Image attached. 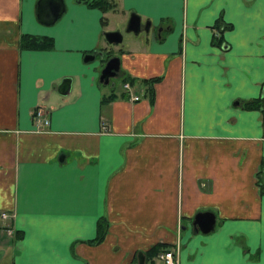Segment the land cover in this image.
<instances>
[{"label": "crops", "instance_id": "0c3cea01", "mask_svg": "<svg viewBox=\"0 0 264 264\" xmlns=\"http://www.w3.org/2000/svg\"><path fill=\"white\" fill-rule=\"evenodd\" d=\"M38 1L0 0V264H264V0Z\"/></svg>", "mask_w": 264, "mask_h": 264}, {"label": "water", "instance_id": "95a60500", "mask_svg": "<svg viewBox=\"0 0 264 264\" xmlns=\"http://www.w3.org/2000/svg\"><path fill=\"white\" fill-rule=\"evenodd\" d=\"M64 8L63 0H39L38 1V17L45 23L53 22ZM126 29L129 31L137 32L141 29L140 17L132 12L126 24ZM146 30L149 29V22L145 26ZM104 36L108 42H120L122 40V33L118 29H111L104 32ZM92 57L94 55H91ZM119 68V57L117 55L109 56L99 73V79L107 82L109 77L115 75ZM67 81H63L62 92L66 91ZM214 216L212 212L200 211L195 214L193 223L198 224L203 232L209 231L213 227Z\"/></svg>", "mask_w": 264, "mask_h": 264}, {"label": "rangeland", "instance_id": "374dc122", "mask_svg": "<svg viewBox=\"0 0 264 264\" xmlns=\"http://www.w3.org/2000/svg\"><path fill=\"white\" fill-rule=\"evenodd\" d=\"M108 17H110L112 25L114 24L115 27L118 26L116 28L122 33V40L120 42H110L109 44L111 46L110 52L116 54L121 48H125L127 44L133 42L132 37L134 33L126 29V21L122 23L121 19L118 20L120 16L117 13H114V16L112 15V12L108 13Z\"/></svg>", "mask_w": 264, "mask_h": 264}, {"label": "trees", "instance_id": "16d2710c", "mask_svg": "<svg viewBox=\"0 0 264 264\" xmlns=\"http://www.w3.org/2000/svg\"><path fill=\"white\" fill-rule=\"evenodd\" d=\"M89 3L104 7L107 6L109 2L106 0H91ZM40 41H46L48 46L52 45V39L50 37H39L31 34H23L21 37V45L24 47H39ZM159 246V244L154 245L153 250H157Z\"/></svg>", "mask_w": 264, "mask_h": 264}, {"label": "built area", "instance_id": "2783aa9c", "mask_svg": "<svg viewBox=\"0 0 264 264\" xmlns=\"http://www.w3.org/2000/svg\"><path fill=\"white\" fill-rule=\"evenodd\" d=\"M125 86H127V84H125ZM158 256L164 260L165 264H173V254L171 251L159 252Z\"/></svg>", "mask_w": 264, "mask_h": 264}]
</instances>
